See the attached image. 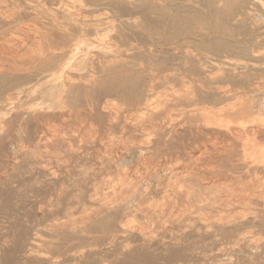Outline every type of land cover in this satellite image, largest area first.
<instances>
[{
    "label": "bare ground",
    "instance_id": "obj_1",
    "mask_svg": "<svg viewBox=\"0 0 264 264\" xmlns=\"http://www.w3.org/2000/svg\"><path fill=\"white\" fill-rule=\"evenodd\" d=\"M73 4L76 10H57L61 21L46 24L31 44L35 54L29 62L36 63L40 70L55 73L43 76L49 78L44 82V92L65 99L70 113L81 108L83 101L85 106L93 103L96 106L106 95L132 102L146 115L140 123L143 130L161 129L168 119L167 113L179 106L188 107L180 125L191 143L187 151L170 155L175 157L173 163L172 158L160 161L159 150L166 143L168 153L177 146L161 138L149 148L121 147L122 162L129 158L144 164L152 156L156 158L154 171L148 178L151 185L123 181L113 188L112 199H102L79 227L69 219L55 218L51 238L70 236L74 240L62 252L57 250L58 244L49 247L51 253L35 250L36 240L24 250L27 231L21 230L3 264H15L14 256L20 251H26L22 264H73L79 258L77 250L84 244L124 236L142 238L148 225L155 229L173 225L203 237L220 236L214 264H264V0H75ZM108 31L113 32L109 41L117 39L124 51L110 50L111 46L106 48L105 41L99 39L87 57L92 69L85 74H79L81 70L74 73L75 65L69 60L74 61L77 53L73 55L69 44L87 43L91 36L106 37L101 34ZM59 42L63 48L56 53L54 47ZM44 51L49 53L43 55ZM63 69L68 71L62 74ZM159 69L170 70L165 77L176 82L163 108L154 113L146 81L155 73L165 72ZM189 83L197 84L196 99H191L194 94L187 88H178ZM7 85L5 74L0 73V100L7 93ZM119 119L117 114L113 117L123 132L137 130ZM2 132L0 129V142ZM214 140L221 145L213 153L214 167L204 168V156L212 152L209 147H214ZM201 150L196 159L192 152ZM199 160L202 163L197 169L203 174L198 178L207 182L200 188L213 189L220 185L217 180L208 182L206 173L222 178L236 176L251 183L248 203L238 207L233 217L219 216L212 229L204 222H196L198 218L192 215L195 212L188 209L196 201L190 199L195 190L186 185L193 182L185 179L188 168L185 163ZM262 195V201H258ZM243 196V193L237 195ZM131 215L141 219L143 225L128 227ZM179 255L176 248L169 253L170 258ZM89 257L91 252L79 264H96ZM126 257L132 262L123 259L112 264H136V260L153 259L143 250L132 249L127 250Z\"/></svg>",
    "mask_w": 264,
    "mask_h": 264
},
{
    "label": "rangeland",
    "instance_id": "obj_2",
    "mask_svg": "<svg viewBox=\"0 0 264 264\" xmlns=\"http://www.w3.org/2000/svg\"><path fill=\"white\" fill-rule=\"evenodd\" d=\"M74 1L0 0V73L5 74L8 82L7 93L0 100V129L3 130L0 142V264L10 255L14 239L21 230L27 231L24 250L29 248L31 241L36 240L35 250L51 253L49 247L58 244L57 250L62 252L74 240L70 236L51 238L55 218L62 221L69 219L79 227L83 219L99 207L102 199H112L113 188L123 181L138 182L139 186L151 185L148 178L154 171L153 161L156 158L152 156L144 164L129 158L122 162L121 147L149 148L161 138L177 146L170 153L165 151L168 143L160 146L159 150L160 161L163 162L166 158L170 161L172 158L173 163L176 162L175 157L170 155L187 151L191 143L188 134L182 131L180 125L189 111L188 107L179 106L167 113L168 119L161 129L151 127L143 130L140 123L145 121L146 115L132 102L106 95L100 98L96 106L94 103L85 106L83 101L81 108L70 113L65 99L55 98L56 95L50 91L44 92V82L49 78L43 76L55 73L52 70H40L36 63L29 62L30 57L35 54L31 44L39 36L42 31L40 29L46 28V24L61 21L57 10H76ZM109 21L115 24L114 20ZM101 35L106 37L91 36L87 43L74 41L69 44L74 50L73 55L77 53L74 61L69 60L75 65L74 73L81 70L79 74H85L92 69L87 57L91 54L92 47L100 42L99 39L105 41L106 48L111 46L110 50L124 51L117 39H114L117 43L114 40L109 41L113 32H103ZM87 44L90 45L88 50ZM62 46L63 43L59 42L54 51L58 53ZM75 47L81 49L77 50ZM48 53L49 51H44L42 54ZM78 64L82 66L76 68ZM67 71L63 69L60 72L63 74ZM159 71L165 72L155 73L152 79L148 77L146 81L150 107L154 113L163 108L170 89L176 82L173 78L168 81L165 77L170 70ZM28 75L33 77L28 78ZM178 88H187L188 92L194 94L190 95L191 99H196L197 84L189 83ZM53 100L55 104L50 103ZM116 114L119 115V122L125 120L126 123L136 126L137 130L123 132L121 126L116 125L113 120ZM214 142V147L208 146L212 152L204 156V168L210 165L214 167L213 153L215 147L221 146L218 141ZM201 152L202 150L193 151L192 154L198 158ZM201 163L200 160L194 164L185 163L188 165L185 179L193 182L186 185L195 190L190 199L196 201L188 209L195 212L192 215L198 221H194L204 222L212 229L211 226L216 224L215 220L219 216L233 217L239 211L238 207L248 203L251 199V183L250 180L236 179V176L222 178L206 173L204 177L208 182L217 180L220 185L213 189L200 188L207 183L198 178L203 174L197 169ZM181 166L182 164L178 167ZM239 193L244 196L238 198ZM262 198L263 195L258 201H262ZM140 225H143L141 219L132 215L128 217V227ZM145 227L146 236L142 238L124 236L84 244L77 250L79 258L73 264L81 263L87 252H91L88 259L94 260L96 264L128 260L126 252L129 249L143 250L153 257L152 260H136V264H214L213 255L220 248V236L213 234L203 237L188 232L187 228L177 229L173 225L166 226L165 229H155L149 225ZM173 248L180 252L176 258L169 257ZM25 253H16L15 264H22L21 258Z\"/></svg>",
    "mask_w": 264,
    "mask_h": 264
}]
</instances>
